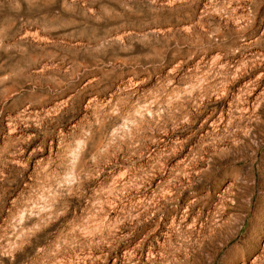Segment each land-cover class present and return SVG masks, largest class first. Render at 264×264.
Here are the masks:
<instances>
[{"label":"rangeland","instance_id":"1","mask_svg":"<svg viewBox=\"0 0 264 264\" xmlns=\"http://www.w3.org/2000/svg\"><path fill=\"white\" fill-rule=\"evenodd\" d=\"M0 264H264V0H0Z\"/></svg>","mask_w":264,"mask_h":264}]
</instances>
